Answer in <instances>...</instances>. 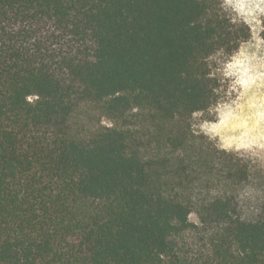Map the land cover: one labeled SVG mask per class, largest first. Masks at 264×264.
<instances>
[{"label": "trees", "instance_id": "obj_1", "mask_svg": "<svg viewBox=\"0 0 264 264\" xmlns=\"http://www.w3.org/2000/svg\"><path fill=\"white\" fill-rule=\"evenodd\" d=\"M218 3L0 0V264H264V170L189 126Z\"/></svg>", "mask_w": 264, "mask_h": 264}, {"label": "clouds", "instance_id": "obj_2", "mask_svg": "<svg viewBox=\"0 0 264 264\" xmlns=\"http://www.w3.org/2000/svg\"><path fill=\"white\" fill-rule=\"evenodd\" d=\"M217 8L230 25L246 27L248 37L204 58L215 99L191 112L190 131L221 152H264V0H219Z\"/></svg>", "mask_w": 264, "mask_h": 264}, {"label": "rangeland", "instance_id": "obj_3", "mask_svg": "<svg viewBox=\"0 0 264 264\" xmlns=\"http://www.w3.org/2000/svg\"><path fill=\"white\" fill-rule=\"evenodd\" d=\"M104 124H109L108 121H105ZM242 155H245L249 159L253 160V162L257 165L258 168L264 170V152H259L257 154H252V153H240ZM192 221H197V217L195 215L191 216Z\"/></svg>", "mask_w": 264, "mask_h": 264}]
</instances>
